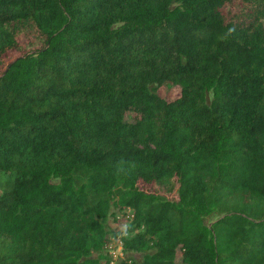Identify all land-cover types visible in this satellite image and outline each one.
Segmentation results:
<instances>
[{"label": "trees", "instance_id": "16d2710c", "mask_svg": "<svg viewBox=\"0 0 264 264\" xmlns=\"http://www.w3.org/2000/svg\"><path fill=\"white\" fill-rule=\"evenodd\" d=\"M230 1L0 0V50L43 39L0 73V264H110L128 207L116 264H264V0Z\"/></svg>", "mask_w": 264, "mask_h": 264}, {"label": "rangeland", "instance_id": "374dc122", "mask_svg": "<svg viewBox=\"0 0 264 264\" xmlns=\"http://www.w3.org/2000/svg\"><path fill=\"white\" fill-rule=\"evenodd\" d=\"M248 9L245 0H232L228 2L224 8L225 12L231 18ZM250 9V8H249ZM43 44V39L39 32L34 27H27L15 34V42L11 45H6L3 50H0V73L7 67L8 63L19 55L25 54L28 51L34 50ZM160 93L167 99H174L181 94V86L173 81H166L159 87ZM137 114L134 111L127 112V119H135ZM142 187L148 191L164 194L169 198H177V185L173 190H169L171 184L166 185L165 183H142ZM2 192V186L0 185V193ZM126 214V211H123ZM217 216L215 214L209 215L206 218L207 222H211ZM124 226V221L121 219L119 223ZM117 248V246H115ZM107 253V250H105ZM127 254L118 255L114 260V264L120 262ZM133 259L141 260L142 253L134 252ZM178 264H182L180 257L178 256Z\"/></svg>", "mask_w": 264, "mask_h": 264}, {"label": "built area", "instance_id": "2783aa9c", "mask_svg": "<svg viewBox=\"0 0 264 264\" xmlns=\"http://www.w3.org/2000/svg\"><path fill=\"white\" fill-rule=\"evenodd\" d=\"M125 211L126 214H124L123 212H119L117 215L118 223L121 222V219L124 221V226H121L123 232H121L120 235L109 234L108 241L105 246L106 249L111 253L113 258H116L118 255H123L125 253L122 236L124 233H129V231L127 230L129 226V221L132 220L134 217L133 209L131 207H128ZM115 246H117V248ZM110 264H114L113 259L111 260Z\"/></svg>", "mask_w": 264, "mask_h": 264}]
</instances>
